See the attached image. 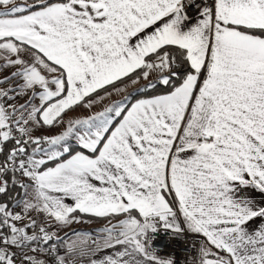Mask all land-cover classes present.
Listing matches in <instances>:
<instances>
[{
	"label": "snow or ice",
	"instance_id": "snow-or-ice-1",
	"mask_svg": "<svg viewBox=\"0 0 264 264\" xmlns=\"http://www.w3.org/2000/svg\"><path fill=\"white\" fill-rule=\"evenodd\" d=\"M180 247L264 264V0H0V264Z\"/></svg>",
	"mask_w": 264,
	"mask_h": 264
},
{
	"label": "crops",
	"instance_id": "crops-1",
	"mask_svg": "<svg viewBox=\"0 0 264 264\" xmlns=\"http://www.w3.org/2000/svg\"><path fill=\"white\" fill-rule=\"evenodd\" d=\"M141 83H146V82L142 81ZM131 89H132V86L129 85L128 90L131 91ZM117 98H119V97H117L115 95L112 97V99H117ZM105 103H107V101H105ZM100 107H102V105H98L96 110H99ZM87 114H89V113L86 110H83V109H78L76 113H70V115H87ZM43 131H44L45 134H49V130H43ZM59 131H60L59 128H54V129L50 130L51 133H57ZM257 198H259V197H257ZM88 220H89V218L85 217V221H88ZM104 223H105V221H103V220H93L91 222H83V223L73 224L71 226V229L65 228L60 233V235L64 236L65 232L68 233V235H69L70 233H72V230H75V231L83 230L84 233L91 232L93 234V236H95L94 235L95 232H92L91 230H94V229L97 230L98 228L103 226Z\"/></svg>",
	"mask_w": 264,
	"mask_h": 264
},
{
	"label": "rangeland",
	"instance_id": "rangeland-1",
	"mask_svg": "<svg viewBox=\"0 0 264 264\" xmlns=\"http://www.w3.org/2000/svg\"><path fill=\"white\" fill-rule=\"evenodd\" d=\"M40 134V133H38ZM97 224V223H96ZM92 232H95L94 235L96 234V230H91ZM76 232H80V233H84L83 230H77ZM91 233V232H88ZM76 237L73 235V232L70 233L67 237L68 241L71 242L72 240H74ZM89 244H91V241H88ZM77 259V264H87V257H84L83 260L81 261V259L79 257L76 258Z\"/></svg>",
	"mask_w": 264,
	"mask_h": 264
},
{
	"label": "built area",
	"instance_id": "built-area-1",
	"mask_svg": "<svg viewBox=\"0 0 264 264\" xmlns=\"http://www.w3.org/2000/svg\"><path fill=\"white\" fill-rule=\"evenodd\" d=\"M186 254V250L183 247H180L177 252L176 258L181 261V264H184V258Z\"/></svg>",
	"mask_w": 264,
	"mask_h": 264
}]
</instances>
